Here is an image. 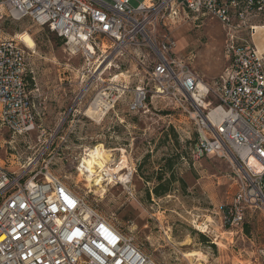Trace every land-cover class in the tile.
Masks as SVG:
<instances>
[{"label":"built area","instance_id":"2783aa9c","mask_svg":"<svg viewBox=\"0 0 264 264\" xmlns=\"http://www.w3.org/2000/svg\"><path fill=\"white\" fill-rule=\"evenodd\" d=\"M130 1L0 0V20L28 18L60 37L69 54L96 61L95 93L77 111L89 90L83 85L64 120L75 111L103 118L130 91L133 113L150 111L148 97L174 98L196 131L193 161L229 162L237 189L220 211L225 224L241 227L246 214L264 210V52L252 42L264 22V0H138L135 7ZM189 17L218 21L225 31L228 64L210 81L190 68L193 53L182 58L175 51L171 27ZM31 50L16 37L0 38V125L20 135L35 128L40 103L27 70ZM131 50L141 53L136 65L146 75L132 90L118 78L123 72L103 76L112 56ZM57 135L44 141L40 135V149L18 170L0 163V264H158L50 171ZM75 169L78 175L84 169L81 159Z\"/></svg>","mask_w":264,"mask_h":264},{"label":"rangeland","instance_id":"374dc122","mask_svg":"<svg viewBox=\"0 0 264 264\" xmlns=\"http://www.w3.org/2000/svg\"><path fill=\"white\" fill-rule=\"evenodd\" d=\"M138 3V0L130 1L132 7ZM190 17L171 27L175 51L182 58L193 53L190 68L210 81L228 64L225 31L218 21L209 18L195 21ZM23 31H28L36 43L27 56V70L30 87L39 88L36 102L40 103L35 128L29 133L20 135L0 125L1 164L18 170L40 149L38 137L41 135V141L48 140L56 130L55 157L50 171L61 176L70 190L84 197L121 232L133 236L134 243L156 263L196 264L189 263L183 255L194 251L201 264H264V210L246 214L241 227L224 223L220 206L228 204L237 189L231 166L225 159L214 156L197 161L190 158L196 131L174 98L148 97L150 111L133 113L128 111L130 91L103 118L91 119L75 111L64 120L83 85L89 90L77 111H84L95 93L97 87L91 81L97 63L85 61L80 54H69L54 32L36 26L28 18L0 20V38H14ZM263 34L264 29L258 28L252 37L260 53L264 52L261 51ZM242 37L250 39V36ZM105 42L109 45V41ZM147 52L148 49L142 51ZM137 54L141 53L131 50L108 58L112 67L103 76L124 72L118 78L128 82L132 90L146 77L145 69L136 65ZM96 55L106 56L107 52L97 51ZM70 128L72 132L68 131ZM100 143L113 150L109 171L114 172L123 158L130 167L115 175L103 190L89 187L85 174L79 176L75 169L85 147ZM175 154L179 156L173 167L175 180L170 185L171 191L157 198L151 188L157 184L155 177L160 173L162 158ZM130 170L134 176L125 184ZM121 177H127L126 181Z\"/></svg>","mask_w":264,"mask_h":264},{"label":"bare ground","instance_id":"6f19581e","mask_svg":"<svg viewBox=\"0 0 264 264\" xmlns=\"http://www.w3.org/2000/svg\"><path fill=\"white\" fill-rule=\"evenodd\" d=\"M16 38L19 39L21 42H24L29 48L33 49L36 46V43L33 41L28 31H23L22 33H19L16 36ZM112 151H113L112 149L106 148L101 143L92 147L89 146L85 147L84 155L81 158L84 169H82L80 174L83 176L85 174V176L88 178V180L87 179L86 180L88 181L87 185L89 187L97 186L98 188L103 190L105 186H107L113 181V177L115 175H117L119 172L123 170H129L130 167L128 165V162L123 158L114 172L109 171V166H110L109 163L113 161ZM130 173H132L131 170L130 172L127 173L128 178H130L131 175ZM126 178H122V179L126 181ZM183 255L189 263L194 261L196 264H201L202 262L201 258L197 257L194 251L184 252Z\"/></svg>","mask_w":264,"mask_h":264},{"label":"trees","instance_id":"16d2710c","mask_svg":"<svg viewBox=\"0 0 264 264\" xmlns=\"http://www.w3.org/2000/svg\"><path fill=\"white\" fill-rule=\"evenodd\" d=\"M59 39H61V38L59 37ZM61 41L64 42L62 39H61ZM174 136L176 137L175 134H174ZM193 142L195 144L196 137H195ZM178 156L179 155L175 154L174 156H167V157L162 158L163 163L160 165V170H159L160 173L159 174L156 173V177H155L157 184L151 188L152 193L157 198H161V196H164L171 191L170 185L175 180L174 173H173V167L175 165V162L178 159L177 158ZM145 157H147V155H145ZM145 157L143 159H145ZM190 158H191V156H190ZM191 159L193 160V158H191ZM167 173L169 174L168 177H166ZM132 174H133L132 176H134V173H132ZM146 180L148 181V178H146ZM148 196H149V194H148Z\"/></svg>","mask_w":264,"mask_h":264},{"label":"crops","instance_id":"0c3cea01","mask_svg":"<svg viewBox=\"0 0 264 264\" xmlns=\"http://www.w3.org/2000/svg\"><path fill=\"white\" fill-rule=\"evenodd\" d=\"M263 27V29H264V26H261V28ZM264 35V34H263ZM261 51H264V42H263V44H262V47H261Z\"/></svg>","mask_w":264,"mask_h":264}]
</instances>
